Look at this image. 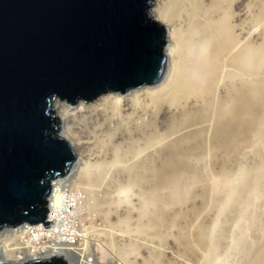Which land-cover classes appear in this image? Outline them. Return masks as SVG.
Wrapping results in <instances>:
<instances>
[{"label":"rangeland","instance_id":"obj_1","mask_svg":"<svg viewBox=\"0 0 264 264\" xmlns=\"http://www.w3.org/2000/svg\"><path fill=\"white\" fill-rule=\"evenodd\" d=\"M218 5L216 34L241 48L239 75L247 82L255 62L258 67V95L245 90L243 142L220 129L237 105L235 90L242 84L237 78L217 76L208 90L211 103L227 104L223 118L196 98L207 88L203 71L193 73L194 94L174 83L163 105L147 100L145 115L132 121L118 120L120 111L125 118L136 113L134 103L106 106L109 94L73 107L54 101L55 115L63 119L58 132L76 147V162L66 176L94 193V210L104 222L92 246L96 264H228L229 255L235 260L243 252L247 264L256 253L258 264H264V0H219ZM169 71L168 63L162 83L122 96L146 98L161 91ZM205 71L220 73L217 61ZM11 232H0V264L32 261L13 251ZM6 245L10 251H4Z\"/></svg>","mask_w":264,"mask_h":264},{"label":"water","instance_id":"obj_2","mask_svg":"<svg viewBox=\"0 0 264 264\" xmlns=\"http://www.w3.org/2000/svg\"><path fill=\"white\" fill-rule=\"evenodd\" d=\"M152 2L0 0V231L54 223L51 184L77 157L58 132L56 99L73 107L161 82L167 28Z\"/></svg>","mask_w":264,"mask_h":264},{"label":"bare ground","instance_id":"obj_3","mask_svg":"<svg viewBox=\"0 0 264 264\" xmlns=\"http://www.w3.org/2000/svg\"><path fill=\"white\" fill-rule=\"evenodd\" d=\"M155 1H157V4L155 6L156 9H153L154 6H151V15L156 22H159L167 28V44L164 48V53L169 63L170 80L168 84L161 89V91L148 92L146 94V98H143V94L140 93H135L133 95L129 94L126 98L122 96L131 92L133 93L134 90H131L125 94L108 93L109 95H111L109 96L111 98H109V100H106L107 102H105L104 105L107 106V104H114L117 107H121V105L124 104L123 106L125 107V103L129 102L130 104L132 102L134 103L135 109L137 110L136 113L133 114V116H131L130 118H125V116L122 114L123 112L120 111V119L118 121H120L121 123L125 121H132L140 112H143V114L139 116V118H142L143 115H145L144 107L146 105V101L151 100L153 103L163 105V101L170 97L171 93H169V91L173 87L174 83L179 85L178 87L184 89L186 91L185 94H194V92L191 90V86L193 85V73H199L203 71L206 73L204 80L207 88L199 92L196 98L202 100V102L208 107L211 106V110L217 116L223 118L225 117L224 107L227 104L222 101L211 103V98L208 94V90L212 88L214 80L217 76L221 77L222 79L237 78L242 83L241 87L236 88L235 90L236 98L234 102L237 105L231 110V119L227 123L221 124L220 129H223L224 131L231 130L232 133L231 135H229V137L232 140H236L238 143L243 142L244 132L242 128L245 126L243 117V105L247 101L249 103V98L247 97L245 90L249 89L251 92H253L254 96L258 95V79L256 78L258 67L257 63L255 62L254 67L251 71L252 79H249L247 82H245L243 77L239 75L238 72L240 71V66L242 63L241 48H234L229 42L225 41L224 38H221L216 34L219 30V25L214 21L213 16L221 18L220 11L222 9V6H217L219 0ZM153 11L157 13V17L153 15ZM207 47L210 49H205ZM214 61H217L220 73L205 71L206 68H208ZM171 66L172 68H170ZM167 69L160 83H162V81L164 80ZM262 93L263 94L261 95V98L264 100V91H262ZM189 94L186 95L187 98L191 97V95ZM182 96V93L176 95V97H178L179 99ZM196 102L199 103V101ZM255 103L256 101L254 100L252 101L251 105L254 106L256 111H258V104L256 106ZM56 117L59 120L60 127V123L61 125L63 123L62 116L59 115ZM250 125L252 124H249L246 127ZM63 138L66 140L65 137ZM69 143L73 148H76L71 142ZM77 145L78 147L82 145V141L80 139ZM259 237L261 236L258 235V238ZM241 243L240 245H243ZM6 250L10 251L8 249V245H6L4 248L5 252ZM26 256L30 257L31 260L39 259V257L36 258V256L32 254H28ZM239 256H241V264H247V258L249 256L244 252L241 255L238 253L235 254V260L231 259V255H229L228 264H236ZM216 257L217 256L215 253H212L210 255L211 260H215ZM1 259H3V257ZM19 259V261H21V259L23 258ZM8 264H20V262H9ZM252 264H258V253H256L255 260Z\"/></svg>","mask_w":264,"mask_h":264},{"label":"built area","instance_id":"obj_4","mask_svg":"<svg viewBox=\"0 0 264 264\" xmlns=\"http://www.w3.org/2000/svg\"><path fill=\"white\" fill-rule=\"evenodd\" d=\"M93 194H88L68 176L53 181L47 221L54 223L50 228L43 224H23L10 229L8 239L12 241L13 251L39 259L63 257L69 264H96L92 246L103 231L104 222L94 210Z\"/></svg>","mask_w":264,"mask_h":264},{"label":"clouds","instance_id":"obj_5","mask_svg":"<svg viewBox=\"0 0 264 264\" xmlns=\"http://www.w3.org/2000/svg\"><path fill=\"white\" fill-rule=\"evenodd\" d=\"M66 177V176H65ZM14 229V228H13ZM6 230V229H5ZM69 264V263H68Z\"/></svg>","mask_w":264,"mask_h":264}]
</instances>
